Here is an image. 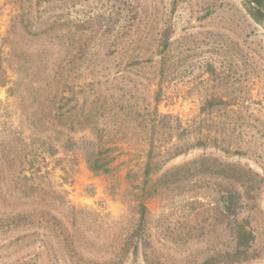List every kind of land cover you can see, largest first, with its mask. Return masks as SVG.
<instances>
[{
	"label": "rangeland",
	"instance_id": "rangeland-1",
	"mask_svg": "<svg viewBox=\"0 0 264 264\" xmlns=\"http://www.w3.org/2000/svg\"><path fill=\"white\" fill-rule=\"evenodd\" d=\"M211 258L264 264V18L248 0H0V264Z\"/></svg>",
	"mask_w": 264,
	"mask_h": 264
},
{
	"label": "trees",
	"instance_id": "trees-1",
	"mask_svg": "<svg viewBox=\"0 0 264 264\" xmlns=\"http://www.w3.org/2000/svg\"><path fill=\"white\" fill-rule=\"evenodd\" d=\"M250 4V13L254 17V19L257 21L258 17L264 18V0H248ZM33 120V117H32ZM29 126L35 127V124H37V121H31L30 118H28ZM85 128V127H83ZM95 130V129H94ZM93 130V132H94ZM72 139H68L66 143H70ZM83 151L85 152V158L86 162L88 164V167L91 171L94 173H110L111 169L106 166V164L102 163L101 156L105 154L108 150L100 149L96 147L91 141H86L82 147ZM224 213L227 215H231L233 207H236V205L240 204L241 201V193L238 188L232 187L231 190L227 189L226 193H224ZM140 212H141V223L143 222L144 215L146 213V207L145 205L141 204L140 206ZM245 237L252 238V234L250 231H247V229L242 226L240 229H238L237 233V239L240 244H242V241ZM213 258L207 260L204 264H213L212 263Z\"/></svg>",
	"mask_w": 264,
	"mask_h": 264
}]
</instances>
